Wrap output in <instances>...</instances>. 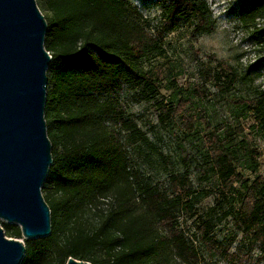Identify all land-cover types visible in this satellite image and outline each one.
Segmentation results:
<instances>
[{"label": "trees", "instance_id": "trees-1", "mask_svg": "<svg viewBox=\"0 0 264 264\" xmlns=\"http://www.w3.org/2000/svg\"><path fill=\"white\" fill-rule=\"evenodd\" d=\"M39 2L49 14L44 17V47L51 56L44 114L52 165L42 196L51 234L25 241L21 264H66L69 258L90 264H198L196 247L178 227L179 213L193 209L188 175L171 176L170 194L139 182L128 147L148 139L117 97L124 88L151 89L159 81L160 72L139 64L146 54L162 55L161 32H150L148 21L121 0ZM257 8L264 10V1ZM161 16L171 27L194 21L195 33L207 31L204 0H165ZM219 67L216 80L232 87L239 79L236 70ZM232 101L251 113L264 137V94ZM154 107L161 123L177 110L164 102ZM218 148L210 171L224 189L235 183L244 189L235 225L264 255V179L247 182L238 172L254 173L256 158L221 143ZM90 216L96 224H89ZM3 230L21 239L18 227ZM199 230L207 252L215 250L212 227L203 224Z\"/></svg>", "mask_w": 264, "mask_h": 264}, {"label": "rangeland", "instance_id": "rangeland-1", "mask_svg": "<svg viewBox=\"0 0 264 264\" xmlns=\"http://www.w3.org/2000/svg\"><path fill=\"white\" fill-rule=\"evenodd\" d=\"M35 1L48 17L39 0ZM121 1L148 21L150 32L162 34V55L146 54L139 64L152 74L160 72L159 81L151 89L124 88L117 95L128 117L148 139L147 144L128 147L139 182L170 194L171 176L187 173L194 192L193 209L179 213L178 227L196 247L198 264H264V255L250 246V239L235 225L244 189L239 183L224 189L210 171L221 143L240 154L253 152L255 172L238 169L245 181L252 182L258 176L264 179V137L251 113L232 101L264 94V10L257 8L264 0H204L209 13L204 26L207 31L198 33L194 32V21L176 27L164 21L165 0ZM220 63L238 74V81L230 88L221 86L224 79L219 82L215 78ZM156 102L176 104V113L169 121L160 122ZM43 188L44 184L42 195ZM89 219L90 225L96 224L91 216ZM203 224L212 227L215 250L210 253L201 240L199 228ZM5 225L14 226L0 221L2 228ZM5 235L12 238L8 232ZM17 240L26 241L22 237Z\"/></svg>", "mask_w": 264, "mask_h": 264}, {"label": "water", "instance_id": "water-1", "mask_svg": "<svg viewBox=\"0 0 264 264\" xmlns=\"http://www.w3.org/2000/svg\"><path fill=\"white\" fill-rule=\"evenodd\" d=\"M46 31L35 0H0V221L17 226L26 241L51 234L41 191L52 165ZM24 254V243L0 226V264H21ZM66 264L90 263L69 258Z\"/></svg>", "mask_w": 264, "mask_h": 264}]
</instances>
